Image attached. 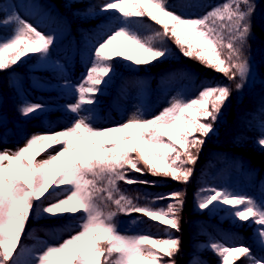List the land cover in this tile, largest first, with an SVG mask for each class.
<instances>
[{"label":"trees","instance_id":"trees-1","mask_svg":"<svg viewBox=\"0 0 264 264\" xmlns=\"http://www.w3.org/2000/svg\"><path fill=\"white\" fill-rule=\"evenodd\" d=\"M47 1L53 8L49 47L40 33L26 29L7 0H0V39L10 43L0 53V133L12 130L15 120L52 127L55 120L73 119L65 108L71 89L59 58L74 42L77 77L83 72L80 56L88 52L87 42L100 39L109 24H116L112 17L121 16L151 51L170 49L168 59L149 66L152 87L158 88L160 75L164 88L171 86L179 72L183 88L203 83L208 101L207 116L191 117L193 128L172 137L158 122L100 133L89 127L73 129L60 170L74 171L75 191L84 207L41 220L61 223L76 216L90 225L50 253L52 264H138L142 246L157 232H167L172 241L152 260L139 264H264V212L258 196L247 203L250 196L229 197L218 185L236 168L251 175L256 194L264 185V0H153L152 8L143 0H132L135 7L120 14L101 11L112 0ZM211 2L208 13L199 12L196 30L212 41L222 67L207 59L196 42L179 46L157 19L158 11L167 6L183 9L187 3ZM96 64L109 68L110 75L106 94L101 92L99 75L92 74L83 86L88 125L91 115L104 118L108 111L117 115L114 85L123 72L121 55L113 49L97 54ZM244 64L255 74L250 83L240 73ZM34 75L43 76L47 90L41 94L54 103L46 112L34 110L38 104L26 106L24 100L25 89L38 93ZM183 104L176 103L168 115L175 119ZM36 152L32 142L10 162L11 192L29 188L24 169ZM61 191L58 187L56 192ZM36 202L29 195L12 206L24 226L20 241L24 245L31 241L26 230L37 217ZM105 213L116 214L123 225L108 224ZM149 215H171L176 225L169 227ZM120 231L132 232V239H124ZM60 236L56 233V239ZM224 246L232 248L224 251Z\"/></svg>","mask_w":264,"mask_h":264},{"label":"rangeland","instance_id":"rangeland-1","mask_svg":"<svg viewBox=\"0 0 264 264\" xmlns=\"http://www.w3.org/2000/svg\"><path fill=\"white\" fill-rule=\"evenodd\" d=\"M144 1L147 6H151L149 0ZM131 2L132 0H113L102 9V12H121L125 8L132 7ZM8 3L18 19L26 24L28 30L39 32L45 44L48 45L51 37L48 28L53 16L51 4L46 0H8ZM212 4L206 3L197 8L188 4L184 11L167 8L159 14V19L164 22L167 31L176 39L179 46L185 45L187 41L196 42L207 59L216 61L222 67L213 43L195 32V23L198 20L197 11L200 9L203 13L209 12ZM89 13L90 18H93V13ZM87 45L89 51L86 55H81L84 71L76 78L73 76L72 65L76 54L74 45L70 44L68 51L60 58V67L64 71L65 80L73 90L66 97V110L74 112L73 120L67 122L58 119L52 127L32 120L15 121L12 130L5 129L0 134V264H52L50 253L53 250H59L65 238L81 232L90 225L85 218L76 216L66 218L61 223L41 219L45 216H60L64 211H73L82 205L74 190L73 170L62 172L60 166L69 134L74 128L86 127L83 106L88 97L84 94L83 84L91 72L96 70L95 56L97 53L108 47L116 49L123 60V72L118 81L119 87H115L117 92L115 109L118 116L108 112L106 119L100 120L91 115L93 131L98 133L105 129L128 128L137 121H159L167 135L172 137L174 134L193 128L191 117L207 116L208 101L204 97L203 83L183 89L180 87L181 76L178 72L173 81L174 86L167 87L160 94L158 90L151 87L150 76L146 72L154 62L163 63V60L168 59L170 49L160 53L146 49L136 39L135 33L123 25H112L104 32L101 39L88 41ZM7 46L8 42L0 40V51H4ZM98 73L105 76L109 74V70L102 67ZM240 73L248 83L255 77L253 68L246 64L241 67ZM34 81L37 91H46L43 76L34 75ZM160 81H158L159 86H161ZM103 85L106 86V82ZM24 94L28 105L34 103L43 105L42 112L48 111L54 105L49 97L41 94L36 96L27 89ZM148 97L154 98L152 105L145 102ZM179 100L185 104L177 118L174 120L169 117L165 118L168 111ZM32 142L38 145V153L24 169L29 188L11 192L8 184L9 163L16 158L20 150ZM41 160L43 162H40ZM236 170L225 175L218 183L219 187H224L229 195H249L253 198L258 196L264 211V185L262 190L256 194L255 189L249 184L250 179L242 174L240 168ZM62 184H64L62 191L57 193L56 188ZM29 195L37 199L38 217H36L35 224L26 230V235L33 240L24 245L20 242L24 226L13 215L12 206L22 202ZM104 217L113 225L120 222L117 216L111 213H105ZM149 218L169 227L176 225L171 215L165 217L150 215ZM59 232L61 236L58 240L56 233L59 234ZM121 234L126 240L133 237L132 232L124 231ZM150 240L151 243L142 246L138 264L152 260L158 251L172 241V237L167 232H157ZM224 251L227 250L224 249Z\"/></svg>","mask_w":264,"mask_h":264},{"label":"bare ground","instance_id":"bare-ground-1","mask_svg":"<svg viewBox=\"0 0 264 264\" xmlns=\"http://www.w3.org/2000/svg\"><path fill=\"white\" fill-rule=\"evenodd\" d=\"M40 162H43L42 160Z\"/></svg>","mask_w":264,"mask_h":264}]
</instances>
